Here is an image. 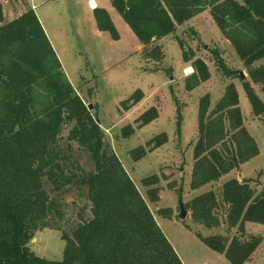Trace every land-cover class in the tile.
<instances>
[{"label":"trees","instance_id":"obj_1","mask_svg":"<svg viewBox=\"0 0 264 264\" xmlns=\"http://www.w3.org/2000/svg\"><path fill=\"white\" fill-rule=\"evenodd\" d=\"M142 45L144 59L162 62L161 40L175 35L178 25L207 8L223 35L247 64L264 59V0H109ZM97 27L120 39L115 22L104 7L94 8ZM4 13L0 4V22ZM183 61L193 71L185 78L192 91L211 78L207 62L183 38L176 36ZM229 77H240L255 116L264 114V65L249 70V79L221 62ZM136 90L121 102L128 111L140 103ZM210 94L199 102V137L194 148L190 186L193 190L219 181L256 157L259 147L244 124L235 83L227 85L213 110ZM160 116L151 106L136 119L142 128ZM77 93L37 15L30 8L0 26V264H184L164 234L154 212L105 139L102 123ZM65 126L70 130L63 144ZM181 121L178 122L180 132ZM131 124L123 136L135 133ZM169 141L164 132L132 150L140 161ZM87 154L86 168L74 145ZM251 179L232 178L220 193H202L186 204L195 223L208 229L225 225L246 232V223L264 225V189ZM157 174L142 179L153 203L160 201ZM67 195L85 201L74 221ZM166 210H159L171 218ZM67 225L70 229H67ZM56 229L66 241L61 260L36 255L29 242L38 230ZM198 237L232 264H246L262 237L213 234Z\"/></svg>","mask_w":264,"mask_h":264},{"label":"rangeland","instance_id":"obj_2","mask_svg":"<svg viewBox=\"0 0 264 264\" xmlns=\"http://www.w3.org/2000/svg\"><path fill=\"white\" fill-rule=\"evenodd\" d=\"M91 0H0L4 21L7 23L30 8H34L62 63L69 80L77 93L87 104H93L91 111L98 116L109 142L126 168L141 194L147 200L155 218L166 237L174 246L184 264H232L224 254L207 246L197 235H238L242 239L262 237V242L246 264H264V225L256 222L246 224V232L237 228L229 231L225 225L208 229L193 221L191 211L183 220L179 217V195L183 190V201L187 204L196 196L210 190L220 193L223 184L232 178L251 179V186L261 192L264 189V114L255 116L252 104L240 77H229L223 71L221 62L239 74L264 65V59L247 64L236 52L232 43L223 35L214 21L211 9L207 8L196 17L178 25L176 36L183 38L197 56L203 58L211 71L209 81L192 91L186 90L185 78L192 71L190 64L183 61L182 50L175 35L161 40L165 59L154 62L144 59L142 46L109 0H95L100 7H109L115 17L120 39L115 40L110 32L100 31L90 7ZM235 83L239 92L244 124L256 139L260 153L233 170L219 181L209 183L200 189L190 186L195 162L194 148L198 141V114L200 99L211 96L213 110L223 96L227 85ZM261 98L264 93L260 85L253 84ZM144 92L140 103L126 111L121 102L136 90ZM151 106H156L160 116L146 126L139 128L136 119ZM181 121L180 132L178 122ZM131 124L135 133L130 138L123 136V128ZM70 127L65 126L63 144L66 145ZM166 132L169 141L163 146L148 151L140 161H134L132 150L153 137ZM75 154L86 167L92 166L89 156L76 143ZM242 172L240 176L239 173ZM157 174L160 178V201L153 203L147 194L148 188L142 179ZM74 196L67 195L71 221L74 214L84 206L83 199L73 203ZM159 210H166L171 218L164 217ZM67 229L70 226L67 225ZM66 241L62 232L44 228L35 233L29 247L38 256L49 260H61Z\"/></svg>","mask_w":264,"mask_h":264},{"label":"water","instance_id":"obj_3","mask_svg":"<svg viewBox=\"0 0 264 264\" xmlns=\"http://www.w3.org/2000/svg\"><path fill=\"white\" fill-rule=\"evenodd\" d=\"M240 74L242 77H244V78L246 77L244 72L241 71ZM92 108H93V104H89V109L91 110ZM97 122L101 123L99 118H97ZM239 175L241 176L242 172H240ZM179 193H180V195H179V207H180L179 217L184 220L188 215V209L186 207V204L183 201V190H182V188L180 189Z\"/></svg>","mask_w":264,"mask_h":264},{"label":"crops","instance_id":"obj_4","mask_svg":"<svg viewBox=\"0 0 264 264\" xmlns=\"http://www.w3.org/2000/svg\"><path fill=\"white\" fill-rule=\"evenodd\" d=\"M97 5H98V3H97ZM98 7V6H97ZM104 8H106L108 11H109V13H110V15H111V17H112V19H113V21L115 20V17H114V15H113V13H112V11H111V9L109 8V7H104ZM92 9V8H91ZM94 10V9H93ZM115 22V21H114ZM42 23V22H41ZM43 25V24H42ZM44 27V26H43ZM45 29V28H44ZM45 31H46V29H45ZM47 33V32H46ZM121 37V36H120ZM142 46V45H141ZM191 66H189V68H190ZM192 68V67H191ZM191 71H193V68H192V70ZM247 224V223H246Z\"/></svg>","mask_w":264,"mask_h":264},{"label":"bare ground","instance_id":"obj_5","mask_svg":"<svg viewBox=\"0 0 264 264\" xmlns=\"http://www.w3.org/2000/svg\"><path fill=\"white\" fill-rule=\"evenodd\" d=\"M91 3H90V6H91V4L96 8L98 5H97V2L95 1V0H91L90 1ZM190 70H192V68L190 69Z\"/></svg>","mask_w":264,"mask_h":264},{"label":"built area","instance_id":"obj_6","mask_svg":"<svg viewBox=\"0 0 264 264\" xmlns=\"http://www.w3.org/2000/svg\"><path fill=\"white\" fill-rule=\"evenodd\" d=\"M91 3V2H90ZM92 9H94L95 7L91 4V6H90Z\"/></svg>","mask_w":264,"mask_h":264}]
</instances>
